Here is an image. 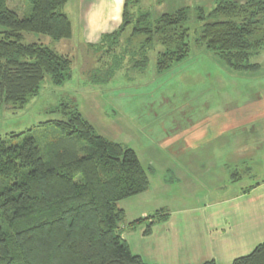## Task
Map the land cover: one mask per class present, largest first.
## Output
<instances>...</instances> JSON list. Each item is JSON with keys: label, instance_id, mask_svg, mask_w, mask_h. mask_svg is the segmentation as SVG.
I'll use <instances>...</instances> for the list:
<instances>
[{"label": "trees", "instance_id": "obj_1", "mask_svg": "<svg viewBox=\"0 0 264 264\" xmlns=\"http://www.w3.org/2000/svg\"><path fill=\"white\" fill-rule=\"evenodd\" d=\"M28 1L32 11L21 16L10 0H0V109H22L39 94L47 75L56 84L72 76L69 54L24 41L25 32L70 37L68 0ZM163 2L168 7L159 10ZM194 46L232 70H256L260 63L252 59L264 49V0L177 6L170 0L151 5L125 0L120 26L86 50L104 64L112 55L101 70L110 78L125 58L132 68L145 69L152 52L156 70L164 72ZM89 68L87 74L97 80L100 70ZM57 109L65 118L38 125L58 130L52 137L46 133L44 141L32 129L0 135V264H163L147 263L132 252L122 235L126 212L118 205L149 189L152 169L143 166L133 148L100 134L76 105ZM168 218L161 209L128 227L150 219L144 230L149 234L153 224ZM230 264H264V242Z\"/></svg>", "mask_w": 264, "mask_h": 264}, {"label": "rangeland", "instance_id": "obj_2", "mask_svg": "<svg viewBox=\"0 0 264 264\" xmlns=\"http://www.w3.org/2000/svg\"><path fill=\"white\" fill-rule=\"evenodd\" d=\"M73 1L70 0V7ZM10 4L21 16L32 11L28 0H10ZM77 37L73 34L55 39L44 33L25 32L24 41L38 42L69 54L73 59L72 76L62 84H56L47 75L39 94L22 109L1 108L0 135L32 129L31 132L42 135L40 140L44 141L46 133L52 137L58 130L53 124L38 125L47 120L65 118L57 107L68 103L76 105L100 134L133 148L143 166L152 169L149 174L151 186L148 194H137L118 202L126 211L121 224L125 232L131 229L128 227L131 220L150 217L161 209L169 213L176 206H193L200 200L201 196L195 194L198 191H184L182 183L185 180H182L180 167L184 166L193 180L198 174H205L208 178L219 175L216 184L222 183L224 171L217 168L207 173L205 170L210 166L209 158L204 157L209 149L188 147L186 136L193 135L199 121L204 127L209 117L222 115L232 120L233 114L237 115L235 111L246 113L250 104L252 109H258V94L264 89V49L252 59L260 63L259 68L249 72L232 70L212 52L194 46L187 58L164 72L156 70V58L152 52L145 69L132 68L129 59L125 58L114 75L107 78L106 70L103 73L101 70L112 61V55L106 65L98 62V54L80 46ZM88 65L89 69L97 66L100 70L97 80L87 74ZM245 134H249L251 141L258 135L257 132L241 131L242 139ZM196 156H200L197 163L202 164V173L193 170L198 164L184 162V159H196ZM164 179L169 186L164 185ZM206 188H209L208 193L210 189L214 192L212 186Z\"/></svg>", "mask_w": 264, "mask_h": 264}, {"label": "crops", "instance_id": "obj_3", "mask_svg": "<svg viewBox=\"0 0 264 264\" xmlns=\"http://www.w3.org/2000/svg\"><path fill=\"white\" fill-rule=\"evenodd\" d=\"M211 1L170 0L174 6L207 5ZM124 3L125 0H74L70 7L68 0L65 11L72 23V35L78 36L80 46L87 49L90 43L99 42L104 33L118 28L123 19ZM142 3L151 5L156 0H142ZM167 7V2L158 5L159 10ZM258 95V109H252L250 104L246 113L235 111L238 116L233 114L232 120L222 115L211 117L212 120L209 117L204 127L199 121L193 135L186 136L188 147L209 149L204 157L209 158L210 166L205 170L207 173L217 168L224 171L222 183L216 184L219 175L208 178L205 174H198L193 180L182 166L184 191H198L195 194L201 196L200 200L193 206L172 208L169 218L153 224L149 234H144V223L126 232L122 230L132 252L145 262L200 264L214 259L218 264H230L264 242L263 88ZM241 131L257 132L258 135L254 141L249 139V134L242 139ZM199 158H186L184 162L198 164L193 170L203 172L202 164L197 163ZM164 185L169 186L165 179ZM206 186H212L214 192L210 189L208 193ZM145 192L148 194L150 190L142 193Z\"/></svg>", "mask_w": 264, "mask_h": 264}]
</instances>
